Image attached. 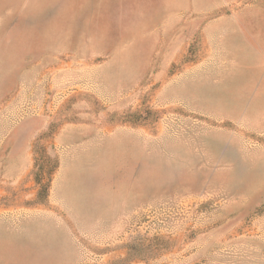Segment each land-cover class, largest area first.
I'll use <instances>...</instances> for the list:
<instances>
[{
  "label": "rangeland",
  "instance_id": "rangeland-1",
  "mask_svg": "<svg viewBox=\"0 0 264 264\" xmlns=\"http://www.w3.org/2000/svg\"><path fill=\"white\" fill-rule=\"evenodd\" d=\"M223 5L0 0V264H264V129L177 95Z\"/></svg>",
  "mask_w": 264,
  "mask_h": 264
},
{
  "label": "crops",
  "instance_id": "crops-1",
  "mask_svg": "<svg viewBox=\"0 0 264 264\" xmlns=\"http://www.w3.org/2000/svg\"><path fill=\"white\" fill-rule=\"evenodd\" d=\"M223 3L204 21L198 55L177 81V95L192 112L264 129V0Z\"/></svg>",
  "mask_w": 264,
  "mask_h": 264
}]
</instances>
